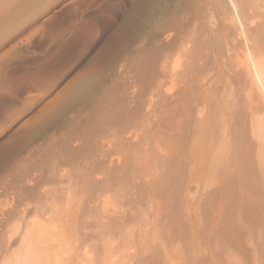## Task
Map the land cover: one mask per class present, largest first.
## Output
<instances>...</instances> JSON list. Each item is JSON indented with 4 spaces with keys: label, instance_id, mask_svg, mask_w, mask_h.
<instances>
[{
    "label": "bare ground",
    "instance_id": "obj_1",
    "mask_svg": "<svg viewBox=\"0 0 264 264\" xmlns=\"http://www.w3.org/2000/svg\"><path fill=\"white\" fill-rule=\"evenodd\" d=\"M38 1L3 4L0 33ZM122 32L110 78L74 85L81 108L1 172L0 264H48L53 244L72 247L55 264H180L190 235L232 238L231 261L264 235V0H143Z\"/></svg>",
    "mask_w": 264,
    "mask_h": 264
},
{
    "label": "rangeland",
    "instance_id": "obj_2",
    "mask_svg": "<svg viewBox=\"0 0 264 264\" xmlns=\"http://www.w3.org/2000/svg\"><path fill=\"white\" fill-rule=\"evenodd\" d=\"M21 1L23 0H4L3 4L7 8L5 9L3 8L2 0H0V7L1 9L3 8L2 10H9L11 7L17 6ZM164 1L168 5H174L177 0ZM9 2L11 6L8 5ZM142 2L143 0H40V4L38 3L40 6L36 3V8L33 7L27 13H24L25 20H20L19 18L20 23L15 22L14 25L19 23L20 25L18 24L17 26L22 25V27L11 33H0L4 36H0V179L2 173L8 169L12 162L25 155V151H28L38 141V143L43 142L49 132L52 133L53 130L61 128L68 120L67 117L81 108V103L70 106L63 104L65 103L63 96H66L65 94L75 87L74 85L80 83L85 77L92 76V78H95V74L96 78L101 77L100 80L97 78L99 81L103 78V81H105V78L106 80L110 78L116 69L118 59L124 57L123 49L125 52L130 50V46L127 45L129 35L120 32L124 25L131 22L134 15L141 9ZM1 9L0 11H2ZM121 60L119 59V61ZM114 64L115 67L112 66ZM102 70L106 73H103ZM111 70L112 72L110 73ZM100 72L102 73L100 74ZM102 74L104 77H102ZM65 106H67V111ZM64 110L66 112H63ZM54 111H59L61 114L54 117ZM26 133L27 135L32 133V135L27 136ZM3 185L5 184H0V206L5 205L6 207L9 204L11 207L14 192L10 190L6 193L4 187L5 189L7 187ZM31 218V220L29 219L30 221L36 219V214L32 215ZM16 219H11L6 226L8 236L15 232L14 228H17L18 222ZM12 220L14 222H11ZM195 237L196 235L194 238L192 235L190 237L187 236L189 242L192 238L191 247L190 245H185L188 243L187 239H184L187 243L185 241V243L182 242V244L184 243L183 245L180 244L184 248L180 246L181 248L178 250L179 254L177 255L179 256L178 258L177 256L175 257L177 258V263L229 264L227 262L232 263L234 261L236 264H242V262L243 264H251L252 261L253 264H260L259 259H261V264H264V255L262 254V252L264 253V235L261 236L260 234L259 236L257 234L253 236L254 238H249L247 241L248 246H250L248 253H234L236 256H233L235 258L231 261L229 259H231L232 254L229 252L231 257L228 259L226 257H228L229 253L227 255L223 253L227 249L231 251L229 247L232 244V238H228V241L222 237L224 244L221 237H218V240L213 238L208 244L211 246H209L211 252L209 250L205 253L204 241L201 235H197V238ZM225 242L230 244H228L227 248H225ZM257 243L260 245H257ZM255 246H258L259 249ZM52 247L50 246V257L52 259L49 257L47 263L48 261L50 263L54 261L53 263L55 264L57 255L59 257L61 255L62 247L58 246L60 252H56V257H54L55 254L51 256L52 251L53 253L55 252ZM253 247L262 255L256 252L258 255L255 257L256 253L254 252L255 250H252ZM53 248L55 249V247ZM63 248L66 250L62 251L67 252L64 253V257L66 258L67 255L68 258V254H70L68 249L69 252L72 249L71 244H67ZM180 253H182V256ZM190 253L191 255H189ZM249 253L252 257L254 254L256 259L253 258L251 260L248 256ZM5 256L4 253L0 256L2 261L3 259L5 261L10 259ZM48 256H46L47 259ZM62 256L63 254L61 258ZM218 256H222V258L219 257V259ZM258 256L260 257L258 258ZM80 260H78L79 263ZM83 262L85 263V259H82Z\"/></svg>",
    "mask_w": 264,
    "mask_h": 264
}]
</instances>
